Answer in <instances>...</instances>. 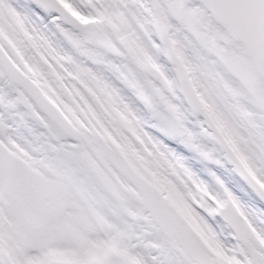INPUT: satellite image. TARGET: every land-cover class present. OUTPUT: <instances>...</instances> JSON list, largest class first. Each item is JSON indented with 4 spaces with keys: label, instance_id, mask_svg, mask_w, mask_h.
I'll list each match as a JSON object with an SVG mask.
<instances>
[{
    "label": "snow or ice",
    "instance_id": "snow-or-ice-1",
    "mask_svg": "<svg viewBox=\"0 0 264 264\" xmlns=\"http://www.w3.org/2000/svg\"><path fill=\"white\" fill-rule=\"evenodd\" d=\"M264 0H0V264H264Z\"/></svg>",
    "mask_w": 264,
    "mask_h": 264
},
{
    "label": "rangeland",
    "instance_id": "rangeland-1",
    "mask_svg": "<svg viewBox=\"0 0 264 264\" xmlns=\"http://www.w3.org/2000/svg\"><path fill=\"white\" fill-rule=\"evenodd\" d=\"M260 207H264V205L261 204Z\"/></svg>",
    "mask_w": 264,
    "mask_h": 264
}]
</instances>
